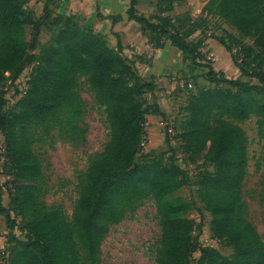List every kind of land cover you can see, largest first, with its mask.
<instances>
[{"label":"trees","instance_id":"obj_1","mask_svg":"<svg viewBox=\"0 0 264 264\" xmlns=\"http://www.w3.org/2000/svg\"><path fill=\"white\" fill-rule=\"evenodd\" d=\"M174 1H158V10L170 11ZM214 1L223 19L240 34L253 37L259 54L264 56V0ZM51 2L44 0L43 15L37 19L25 11V0H0V85L6 73L13 84L26 64H34L28 88L14 108H5L6 92L0 89V130L6 132V150L15 164L17 178L23 181V188L34 193V183L42 172L30 149L32 134L28 130L46 125L64 110L74 116L79 114L76 86L80 77L88 79L95 101L105 108L110 139L100 153L90 158L72 221L63 218L60 208L41 211L33 207L35 217L28 233L34 238L31 244L39 250L31 254L29 244L17 240L22 248L15 252L11 264H80L77 240L89 264H95L110 225L118 222L127 208L149 197H165L190 177L176 160L166 163L150 156L143 162L135 160L146 153L141 142L146 114L153 108L144 93L156 88L153 80L141 82L138 77L136 63L144 62V58L124 56L119 42L112 48L81 15L53 14ZM164 2L167 6L162 7ZM137 4L138 0H129L126 14L140 25L147 43L160 49L169 41L181 51L183 62L189 60L197 65V59L202 57L198 45L174 28L173 18L165 16L154 22L138 13ZM97 16H101L98 6ZM112 17L120 19L119 15ZM44 20H53L59 26L50 41L33 53ZM24 27L30 29L29 41L22 38ZM238 47L232 57L239 77L228 78L210 63L205 64V79L227 87L192 94L179 130L191 155L215 165L214 173L196 177L197 197L212 215V236L231 245L233 254L223 257L214 247L203 246L200 231L195 238L192 232L196 228L165 214L158 264H191L195 253L198 264H264V240L244 218L237 194L247 165V138L237 122L252 115L264 122V67L260 69L253 63L246 68L243 46ZM14 221H8L11 229ZM17 228L24 229L22 224Z\"/></svg>","mask_w":264,"mask_h":264},{"label":"rangeland","instance_id":"obj_2","mask_svg":"<svg viewBox=\"0 0 264 264\" xmlns=\"http://www.w3.org/2000/svg\"><path fill=\"white\" fill-rule=\"evenodd\" d=\"M144 1L155 3V7L143 2L139 9L142 15H149L154 22L171 16L174 28L188 35V40L196 42L202 57L197 59L196 65L189 60L183 62L181 51L171 45L154 49L149 44L141 53H135V47L128 46L130 56L141 55L144 58V62L136 65L140 81L153 80L156 84L153 91L144 93L147 104L153 106L147 114L156 115L148 116L145 126L143 149L148 154L137 155L135 160L143 162L148 156L160 157L166 163L176 160L190 180L186 179L184 185L165 197H149L127 208L123 217L110 225L95 264H158L165 214L187 221L196 228L192 232L195 238L200 231L199 241L203 246L214 247L220 255L230 258L233 247L226 241L218 242L212 236V215L204 209L196 192V177L214 173L215 165L198 155H191L190 148L179 137L180 124L186 114L184 107L192 94L227 87L205 79V64L210 63L228 78H237L240 71L234 64L232 52H236L238 46H243L246 68L253 63L263 68L264 56L259 54L253 37L240 34L223 19L214 0H175L168 12L158 10L157 2L160 0ZM43 6H36L33 0H25L24 4L25 11L37 19L43 15ZM165 6L164 2L162 7ZM58 26L53 20L43 21L33 53H38L40 47L50 41ZM22 38L30 40L28 27L23 28ZM149 66L154 69H149ZM8 76L6 73L0 89L10 94L13 86ZM76 90L80 95L78 115L64 110L46 125L32 126L28 130L32 134L30 149L42 172L34 183V193H31L32 189L23 188V181L17 178L15 164L6 150V132L0 130V264H11L15 252L22 248L17 240L29 244L31 254L38 252L39 248L31 244L34 238L28 233L35 217L33 207L41 211L60 208L63 218L72 221L75 202L87 178L90 158L100 153L110 139L105 108L95 101L86 77L79 78ZM237 124L247 138L246 173L237 191L238 203L244 218L264 240V122L252 115ZM10 218L15 220L12 229L8 225ZM20 224L24 227L22 231L17 228ZM77 243L80 264H89L80 240ZM197 257L198 253L191 257V264H198Z\"/></svg>","mask_w":264,"mask_h":264},{"label":"crops","instance_id":"obj_3","mask_svg":"<svg viewBox=\"0 0 264 264\" xmlns=\"http://www.w3.org/2000/svg\"><path fill=\"white\" fill-rule=\"evenodd\" d=\"M138 1L137 9L139 12L141 11L139 9L144 3H147L152 8L155 7V3L153 4V2ZM33 4H36V6L38 4L43 5L44 0H33ZM128 5L129 0H52L49 6L55 15L67 16L70 14H78L83 16L86 19L87 25L95 33L103 35L112 48H115L117 42H119L123 53L126 56L128 55L127 57L129 58H133L134 56H130L129 54L130 50L128 46H134L135 53H141L145 47H149V44L141 31L140 25L134 20L128 19L126 14ZM97 6L101 14L100 17L97 16ZM116 15H119L120 19L114 20L112 16ZM143 15L148 18L150 17L147 14ZM167 45H170L169 41H166L164 46L166 47ZM136 65L138 66V63ZM149 69L152 70L154 68L149 66ZM148 116L154 117L156 115L151 113L147 114L146 124Z\"/></svg>","mask_w":264,"mask_h":264},{"label":"built area","instance_id":"obj_4","mask_svg":"<svg viewBox=\"0 0 264 264\" xmlns=\"http://www.w3.org/2000/svg\"><path fill=\"white\" fill-rule=\"evenodd\" d=\"M33 65H34L33 63H29L23 67L21 73L18 75V77L15 79V81L12 84L13 86L12 92L10 94L6 93V100H7L6 107H5L6 109L13 108L17 104L20 97H22V95L26 92L28 85H29ZM188 85L191 86L190 83ZM144 140H145V137L143 138L141 142L142 148L144 145Z\"/></svg>","mask_w":264,"mask_h":264}]
</instances>
